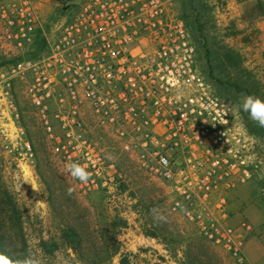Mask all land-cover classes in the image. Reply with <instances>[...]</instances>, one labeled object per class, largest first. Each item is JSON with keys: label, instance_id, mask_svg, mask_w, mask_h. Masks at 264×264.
I'll list each match as a JSON object with an SVG mask.
<instances>
[{"label": "built area", "instance_id": "2783aa9c", "mask_svg": "<svg viewBox=\"0 0 264 264\" xmlns=\"http://www.w3.org/2000/svg\"><path fill=\"white\" fill-rule=\"evenodd\" d=\"M177 3L79 0L48 37L37 0H0V145L34 187L35 155L14 94L23 82L76 190L111 193L124 181L92 140L96 128L162 191L170 215L246 264L249 225L232 223L228 195L250 179L258 152L248 122L202 70ZM68 163L85 166L88 181L73 179Z\"/></svg>", "mask_w": 264, "mask_h": 264}, {"label": "rangeland", "instance_id": "374dc122", "mask_svg": "<svg viewBox=\"0 0 264 264\" xmlns=\"http://www.w3.org/2000/svg\"><path fill=\"white\" fill-rule=\"evenodd\" d=\"M37 2L49 37L70 18L79 0ZM257 2L177 3L193 30L202 70L226 91L222 96L248 122L258 152L259 163L250 179L228 195L232 223L249 225L243 247L246 264H264V128L240 107L247 95L264 100V9ZM3 63L0 53V66ZM24 86L15 83L14 94L33 147L37 180L33 187L17 176L0 145V240L7 251L22 259L31 256L39 264H81L70 241L79 239L81 253L95 256L104 252L100 248L104 238L115 237L119 250L106 264H235L200 239L192 226L170 215L162 191L96 128L90 130L92 140L105 157L115 161L124 181L115 184L117 189L111 193L76 190L61 172L55 145L42 129ZM153 208L166 217L164 222L153 219ZM74 234L78 239H73Z\"/></svg>", "mask_w": 264, "mask_h": 264}, {"label": "clouds", "instance_id": "9594fccd", "mask_svg": "<svg viewBox=\"0 0 264 264\" xmlns=\"http://www.w3.org/2000/svg\"><path fill=\"white\" fill-rule=\"evenodd\" d=\"M242 110L249 114V118L254 121L258 126L264 127V100L253 95L244 96L240 104ZM66 171L69 175L81 183H86L90 177V173L86 170L85 166L79 163H68L65 165ZM24 182H28L27 177L24 178ZM69 194L73 189H69ZM153 219L158 222H164L166 217L159 213L158 209L152 210ZM0 264H39V261L29 256L23 259L13 258L5 252H0Z\"/></svg>", "mask_w": 264, "mask_h": 264}, {"label": "trees", "instance_id": "16d2710c", "mask_svg": "<svg viewBox=\"0 0 264 264\" xmlns=\"http://www.w3.org/2000/svg\"><path fill=\"white\" fill-rule=\"evenodd\" d=\"M257 4H259V5L263 4L262 8L264 9V0H258ZM43 43H44V40L41 39L39 41V44H38L39 48H40V45L42 46ZM207 76H208V78H210L212 80V78L209 75H207ZM214 85L216 87V90H217L219 96L223 97L222 93H225L226 91L222 87L220 88L217 83H214ZM262 227H264V223L262 224ZM170 235H173V234L170 233ZM151 236L157 237L156 233L155 234L154 233L151 234ZM77 237H78V235H75V234L73 235V239H76ZM80 243H81V241L78 239L77 242L70 241L68 244L71 246V248L73 249L74 253L76 254V260L79 263H81V264H106L112 259V257L114 255L117 254V252L119 250V248H118L119 244L115 240V237H113L112 239H105L104 238L101 241V245H100V248L103 249L104 252L100 253L99 255H95V256L83 255L81 253V251H80V249L82 247V245ZM0 252H5L6 254L12 256L14 259L15 258L22 259V256L17 257V256H15V254H13L12 251L11 252L7 251L6 248H5V245L3 244V242L1 240H0Z\"/></svg>", "mask_w": 264, "mask_h": 264}]
</instances>
